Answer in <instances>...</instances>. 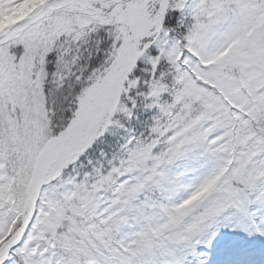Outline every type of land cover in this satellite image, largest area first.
Returning <instances> with one entry per match:
<instances>
[{
	"label": "snow or ice",
	"instance_id": "snow-or-ice-1",
	"mask_svg": "<svg viewBox=\"0 0 264 264\" xmlns=\"http://www.w3.org/2000/svg\"><path fill=\"white\" fill-rule=\"evenodd\" d=\"M0 264H264V0H0Z\"/></svg>",
	"mask_w": 264,
	"mask_h": 264
}]
</instances>
